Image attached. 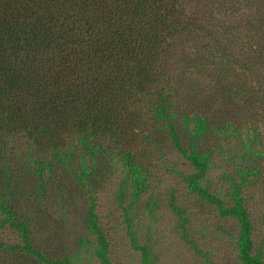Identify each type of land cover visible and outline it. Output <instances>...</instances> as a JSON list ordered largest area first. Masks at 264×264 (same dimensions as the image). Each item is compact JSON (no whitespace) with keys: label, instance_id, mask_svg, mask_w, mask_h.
Wrapping results in <instances>:
<instances>
[{"label":"trees","instance_id":"16d2710c","mask_svg":"<svg viewBox=\"0 0 264 264\" xmlns=\"http://www.w3.org/2000/svg\"><path fill=\"white\" fill-rule=\"evenodd\" d=\"M233 5L232 10L224 4L218 9L223 14L220 21L227 13L233 18L235 24L227 20L226 26L213 19L214 5L201 7L195 0H0V220L20 233L24 253L44 264H71L35 249L28 223L16 220L7 198L8 149L20 148L28 161L25 170L32 171L41 189L47 188L59 165L85 185L88 232L100 260L109 264V246L88 184L101 153L119 159L141 188L147 162L140 158L138 134L147 145L155 141L139 99L154 96L158 106L153 118L197 171L189 188L213 202L222 215L237 220L241 263L264 264L243 196V189L258 182L256 165L264 156L256 129L249 134L248 128L232 122L214 123L213 148L198 149L199 140L211 132L207 120L198 114L181 115L168 92V64L181 40L189 43L201 37L214 43L227 38L225 30L230 36L235 31L264 35V0H236ZM180 126L188 135L189 149L180 138ZM215 160L226 164L223 175L232 181L233 207H224L198 184Z\"/></svg>","mask_w":264,"mask_h":264},{"label":"rangeland","instance_id":"374dc122","mask_svg":"<svg viewBox=\"0 0 264 264\" xmlns=\"http://www.w3.org/2000/svg\"><path fill=\"white\" fill-rule=\"evenodd\" d=\"M195 1L201 7L214 5L215 22H225L226 26L227 20L234 23L228 13L220 21L223 14L218 9L224 4L232 10L236 0ZM224 33L227 38L218 42L199 37L189 43L181 40L173 49L174 57L168 64L169 96L181 115L198 114L207 120L211 132L199 140L198 149L213 148L217 140L214 123L232 122L248 128L249 134L254 127L258 147L264 153V35L255 31L231 32L233 36L226 30ZM139 102L144 107L147 131L155 141L147 145L142 133L138 134L143 152L140 158L147 162L143 185L137 189L122 162L101 153L88 184L109 246V264H242L237 220L222 215L213 202L189 188L190 178L197 171L174 149L165 128L153 118L156 98L143 96ZM177 130L185 149H189L188 135L181 126ZM8 151L11 187L7 198L16 220L28 223L33 247L46 257L67 259L71 264H103L85 220L89 206L85 185H79L59 165L50 184L41 189L32 171L25 170L28 161L20 148ZM215 161V167L198 184L219 198L224 207H233L232 181L223 175L226 164ZM256 166L259 180L243 189V196L254 225L255 247L264 253V156ZM47 174L48 170L44 177ZM21 245L20 233L0 220V264H44L24 253Z\"/></svg>","mask_w":264,"mask_h":264}]
</instances>
